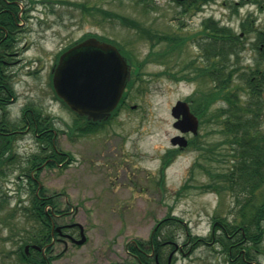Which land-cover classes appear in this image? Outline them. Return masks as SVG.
I'll return each instance as SVG.
<instances>
[{"label": "rangeland", "instance_id": "obj_1", "mask_svg": "<svg viewBox=\"0 0 264 264\" xmlns=\"http://www.w3.org/2000/svg\"><path fill=\"white\" fill-rule=\"evenodd\" d=\"M40 1L30 6L23 31L17 35L16 52L7 66L16 95L7 110L10 120L19 127L23 126L24 106L50 116L56 129V147L71 156L64 167L41 168L37 178L47 195L56 194L57 208L65 212L55 221L80 224L87 241L83 245L67 241L66 248L55 242L52 254H61L51 264H137L127 252V243L137 240L146 245L152 227L164 217L183 220L192 236L209 241L213 222L218 216L231 220L230 210L235 203L233 192L215 190L222 185L215 174L232 167L227 154L230 147L222 144L207 150L224 137L219 131L220 120L207 122L203 116L205 122H199L197 133L190 135L206 149L188 144L177 150L166 166L162 160L165 153L175 150L170 142L176 133L171 107L177 100L191 105L210 85L199 78L175 80L172 75H192L191 67H184L191 60H195L197 68L203 65L195 36L173 48L161 63L160 58L148 60L141 69L142 80L130 85L124 103L92 133L72 132L69 127L76 116L55 98L50 84L51 67L59 49L86 34L121 42L140 61L148 50L160 51L172 44L171 37L190 36L196 31L200 16H191L193 8L184 11L175 0H149L154 5L150 8L133 0ZM20 2L23 6L28 4L27 0ZM203 10L237 33L242 27L246 30V23L256 31L264 30V7L259 8L250 0H211ZM121 18L129 24L121 22ZM138 26L169 36V43L145 39L139 35ZM256 31L249 29L243 35L244 46L233 65L238 69L231 75L232 84L243 85L241 71L249 73L247 66H255ZM234 61L231 56L229 63ZM259 68L264 70V63ZM222 104L225 103L221 100L213 102L207 114ZM11 148L14 162L3 166L4 175L0 176V198L7 200L0 205V264H17L18 245L25 243L27 231L35 224L23 210L30 192L22 171L26 159L39 149V143L28 131L15 137ZM67 232L79 237L75 228ZM185 240V229L179 226L176 242L182 244ZM260 248L264 249V239ZM219 249L216 243H201L188 253L176 252L172 264H226V256ZM256 259L264 264V254L257 253Z\"/></svg>", "mask_w": 264, "mask_h": 264}, {"label": "trees", "instance_id": "obj_2", "mask_svg": "<svg viewBox=\"0 0 264 264\" xmlns=\"http://www.w3.org/2000/svg\"><path fill=\"white\" fill-rule=\"evenodd\" d=\"M250 1L257 4L259 8L264 7V0ZM233 6L234 11H236V4H233ZM80 7L88 9L83 5H80ZM18 11V4L14 0H0V132H12L20 128L18 123L10 120L7 110L11 99L16 97L11 82L12 73L7 71V66L14 55L13 52H16L17 42L13 40L12 33L17 28L15 20L18 19ZM121 22L129 24L130 21L121 18ZM131 24L134 25V22H131ZM174 37H171V49L183 44L190 36L184 38ZM256 37L255 48L258 56L255 59V66L250 68L249 73L241 71L240 76L244 80V84L231 83V75L234 71L236 72L237 67L227 73L223 67L217 68L223 80L215 85L210 84L205 93L201 97H195L190 105L192 112L198 117L200 123L204 121L203 116L207 117V122L215 120L217 123L220 120L219 125L221 128L219 131L224 137L212 147H208L207 150L211 151L222 144H227L230 147L227 154L231 157L232 167L220 174H215L222 183V185H219V189L216 188L215 190L221 191L225 188L235 194V203L233 209L230 210L231 214L233 212V217L228 220L226 217L218 216L216 221L222 224V228L218 230V227H215L213 235L220 243L221 251L226 259L232 258L231 264H260L256 259V255L257 253L264 254V249L260 248V244L264 239V70L259 68V65L264 63V30L258 32ZM237 44L239 43L237 42ZM208 53L212 54L213 51H208ZM156 58L159 59L160 54L157 53ZM194 62L195 60H191L184 66L185 68L191 67L192 70L189 73H192V75L183 74L178 76L172 74L173 78L175 80L198 78V68L194 65ZM211 69L213 68L209 67L207 71L209 72ZM210 74L212 75L213 72H210ZM55 98L60 101L56 95ZM217 100L224 101L225 104H222L211 114H207L209 106ZM61 103L66 106L62 101ZM115 113L116 111L113 114ZM75 116L76 121L69 128L72 132L75 131L81 135L94 132L98 126L104 123H94L87 121L85 117ZM24 117L29 120L31 131L39 143V149L26 159L25 169L22 171V174L31 183V170L50 156L46 149L42 147L43 145L49 146L58 162H68L71 156L69 153L57 152L51 144L53 133L50 131L43 133V135H47L46 138L36 137L35 133L54 128L50 116L42 115L40 110L31 106H24L22 109V122L25 119ZM14 139L13 132L10 135L0 133V176L4 175L3 166L14 162L15 154L11 148V142ZM201 144V142L193 140L189 142V145L196 149L203 148ZM204 149L206 147L202 150ZM176 153L177 150H170L164 154L162 158L164 166L173 159ZM49 165L53 166V163ZM28 190L30 192L28 204L24 206L23 210L35 224L27 231L28 235L27 239H24L25 243H19L18 245L17 264H47L52 259L59 257V254L46 256L50 250L48 245L54 236L51 234V224L48 218L49 210L46 211L45 209L50 205L57 208V204L53 198H49V200L41 199L36 194L35 187H28ZM0 199V205L7 201L5 197ZM56 210L62 211L60 209ZM176 221L173 218L171 220L164 219L161 223L157 222V225L152 227L149 239L146 241L145 253L139 252L133 244H129V250L138 254L141 264H156L155 254L158 255L157 260L159 262L165 263L167 257L165 253L166 241L176 242V232L179 226L185 229L186 240L184 243L188 241L194 243L191 249L206 242L204 238L192 236L186 225ZM171 223L172 225H170ZM211 239L212 235L210 234L209 241ZM231 244H234V246L229 248ZM25 245H29L27 252L25 251ZM34 245L39 248L46 246L44 253L41 249L35 248ZM151 250H153V255L149 256Z\"/></svg>", "mask_w": 264, "mask_h": 264}, {"label": "flooded vegetation", "instance_id": "obj_3", "mask_svg": "<svg viewBox=\"0 0 264 264\" xmlns=\"http://www.w3.org/2000/svg\"><path fill=\"white\" fill-rule=\"evenodd\" d=\"M38 0H27L28 4L23 6L20 2V0H14V2H17L18 7H19V11L17 14L18 19L15 20V24L17 26V28L15 29V31L12 33L13 37H14V41L17 42L18 41V34L23 31L24 28V23L27 15V12L30 9L31 5H34V3H37ZM135 2H137L136 4H145L146 7H154V5H152L151 2H149V0H133ZM177 2V4H179V6H183V10L186 11L190 8H193L190 11V15L194 16L195 14H197L199 17L198 23H196L197 28L196 31H194L192 34L190 35L191 37L195 36V40L194 42L196 43L198 50H199V60L200 63H203V65H199L198 67V78L200 79V81L203 82H210V84H217L220 80H223L222 77H220L221 75L219 74V72L217 71V68L223 67L225 72L227 73L228 71L234 70V64L238 61L239 56H240V48H242L244 46V36L246 34V32L250 29V31H252V28H249L248 23H246L245 26V31L243 30L244 27H242V29L237 33L236 31H234V29L226 24H221L219 19H215L214 16L212 15H206L205 11L203 10V6L206 5L207 2H210L211 0H175ZM42 4H47V3H58V2H62V0H41L40 1ZM222 4L226 5V2H223ZM140 33V36H143L145 39L148 40H154L157 42H161V41H165L167 43H169V38H167V36H162L161 34H157L153 31H151L150 29H145L142 28L141 26L136 28ZM248 29V30H247ZM158 35V36H157ZM5 36H7V34H5ZM140 36H136L137 39ZM87 37H95L96 39L100 40V41H105L108 42L112 45H114L117 49V51L121 54V56L124 58V60L127 63V87L122 95V97L125 96L126 94V90L128 89L129 85H132L133 83H138L142 80V78L140 77V74L142 73L141 69L142 67L147 64V62H149L148 60L152 59V60H156V54H160V62L161 63L163 61V58L168 57L169 53L172 51V47L171 44L169 43L168 45H166V47L160 51H153V50H148V54L146 56L143 57L142 60L137 61L135 60L132 51L127 49L121 42H116L114 40L108 39V38H104L102 36H99L97 34H86L84 36H82L81 38H79L78 40H82L83 38H87ZM76 40L75 42L65 45L64 47L60 48L58 51V54L56 56V60L53 63V66L51 67V71L52 69L55 67L57 61H58V55L62 52H64L65 50L69 49L70 47H72L75 43H77ZM171 41V40H170ZM154 42H152V45L154 44ZM237 42L239 44H237ZM213 51L212 54L208 53V51ZM234 58V62H232V64L229 63L230 57ZM167 59V58H166ZM204 60L208 61L210 60L209 63H204ZM199 63V64H200ZM214 63V64H213ZM212 67L213 69H211L209 72L207 71V68ZM232 67V68H231ZM251 68L249 66H247V69ZM210 72H213V74L211 75ZM235 72V71H234ZM233 74V73H232ZM226 77V76H223ZM231 80V78H230ZM205 89L203 90V93H205ZM202 93V95H203ZM125 99V98H124ZM13 100V99H11ZM120 103L123 104V99L121 98ZM119 103V104H120ZM208 111V110H207ZM24 121H23V126H21L20 128L12 131L14 133V135L17 137L18 135L24 133V132H28L31 130V126H30V122L28 119H26V117H24ZM36 131V130H35ZM50 131L51 133H53V136L51 137L52 141L51 144L56 148L58 153H61V151L59 149H57L56 145H55V136H56V130H54L53 128H48V129H44L41 133H35L36 137H44L46 138L47 135H43L44 132ZM12 132H0L3 135H10L12 134ZM179 132L176 131V133L174 134L175 136L178 135ZM173 135V136H174ZM191 133L190 132H186L183 134V136L187 139V145L189 143V141H192L194 137H190ZM192 136V135H191ZM43 144V143H42ZM186 145V146H187ZM185 146V147H186ZM44 149H46L47 153L50 155L49 157H46L43 162L41 164H39L38 166L35 167V169L31 170L30 176L32 178V182L29 183L28 181V186L29 187H35V192L37 195L40 196L41 199L44 200H49V198H53L56 197V194H51V195H47L46 194V189L42 186L41 182L39 181V179L36 176V173L38 174V171L41 170V168L43 167H59L61 166L64 162H58L57 161V157L55 156V154L52 153L51 149L49 148L48 145H43L42 146ZM174 149L176 150H182L185 147H180V146H172ZM53 163V166H50L49 164ZM58 208H54L51 205L46 207V211L49 210L48 213V218L50 220V224H51V234L54 236V241L52 243H50L48 246L50 247L49 253H48V257L51 256V252L53 250V246L55 242H61L64 244V246H67V241H71V239L74 237V234L72 233H68L67 230L70 228H75L76 231L79 234V226L76 224V222H72V223H62L59 224L58 222H56V219H60L64 216L65 212L64 211H58L56 210ZM172 217H164L159 221V223H161L164 219H169ZM174 218V217H173ZM175 220L179 221L180 223L184 224L182 220H179L178 218H174ZM157 225V223H156ZM168 225V224H167ZM218 227V230L222 228V224L218 223L216 220L213 222L212 225V229H211V235H212V239L209 242H205L206 244H212V243H216L217 246L221 249V245L220 243L216 240V237L213 235L214 233V228ZM72 237V238H71ZM75 238V237H74ZM166 248H165V253L167 252V257H166V262L165 263H161L159 262L158 259V255L155 254L154 255V260L156 264H170L173 255L170 258L169 261V254L174 250L175 253L176 252H180V253H184V247H187V250H190V247H193L194 243L193 242H186V243H182L179 244L177 247H174V243L170 240L166 241ZM72 243V242H71ZM129 244H133L139 252H143L145 253V250L147 248V245L142 244L140 241L137 240H133L129 243H127L126 245V249L127 252L133 257V259L135 260V262L137 264H141L138 258V254L134 251L129 250ZM152 246V245H151ZM232 246H234V244H231L229 248H231ZM46 247V246H45ZM45 247H43L44 249L42 250V252L44 253ZM128 247V248H127ZM219 249V250H220ZM28 250V248H27ZM26 250V251H27ZM231 252L229 251V254ZM149 256L153 255V250H151V252L148 254ZM232 258H229L227 260L226 264H231Z\"/></svg>", "mask_w": 264, "mask_h": 264}, {"label": "water", "instance_id": "obj_4", "mask_svg": "<svg viewBox=\"0 0 264 264\" xmlns=\"http://www.w3.org/2000/svg\"><path fill=\"white\" fill-rule=\"evenodd\" d=\"M127 68L114 45L87 37L60 54L52 70V87L71 111L88 120L100 121L106 119L120 101L127 84ZM171 115L175 119L173 126L181 133H197L198 119L186 101H176ZM170 141L181 147L187 144L184 136L179 135ZM78 226L79 238H72V242L81 245L86 236L83 227Z\"/></svg>", "mask_w": 264, "mask_h": 264}]
</instances>
